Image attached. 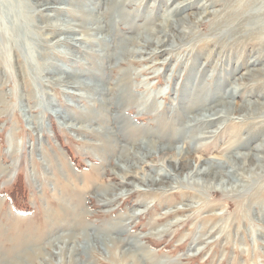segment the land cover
I'll return each mask as SVG.
<instances>
[{"label":"rangeland","instance_id":"1","mask_svg":"<svg viewBox=\"0 0 264 264\" xmlns=\"http://www.w3.org/2000/svg\"><path fill=\"white\" fill-rule=\"evenodd\" d=\"M22 1V10L29 16L41 10L37 0ZM49 1L62 13L47 11L45 19L49 20L43 15L30 20V25H25L33 31L26 40L19 36L20 30L11 29L13 23L4 12L6 3L0 4V264H11L8 261L17 258L24 249L28 253H25L27 264H70V252L77 264H135L119 257L109 259L96 248L84 252L77 247L74 254L72 245L65 247L56 240L57 236L72 233L75 245H81L87 234L120 223L125 231L121 226L122 230L117 229L119 233L111 231L110 236L136 242L151 259L146 257L145 261L139 251L136 264H264V0H243V12L257 17L240 25L241 16L231 24L229 33L219 31L223 23L214 27V21L225 14L234 0H212L214 4L203 6L204 9L200 6L205 0H130L120 8L134 10L136 24H144V12L150 15L144 24L149 28L161 26L169 31V22L181 18L182 28L170 31L172 37L166 46L169 49L164 54L134 52L126 62L103 61L105 72L99 70L102 77L99 75L101 78L96 82L85 75L89 65L83 51L67 39L82 37L84 33L56 32L52 37L51 24L58 20L74 26L82 24L68 17L63 9L71 7V1ZM189 1L191 6L185 11L173 13L175 6ZM102 9L99 6L98 10ZM101 24L104 29L108 22ZM101 24L82 25L89 29L88 37L100 39L107 32L96 31ZM121 30L120 36H130L123 27ZM58 37L68 41L56 42ZM24 41L33 53L28 54L32 58L30 65L24 61L28 53ZM101 49L100 43L91 47L98 54L104 53ZM98 54L92 57L98 58ZM79 83L99 85L108 99L120 87L127 91L132 88L135 97L147 100L148 111L138 113L135 106L127 104L120 123L130 122V126H146L157 132L161 127L158 130L156 120L169 125L174 122L172 128L178 129L192 124L189 117L202 113L198 110L204 108L197 104L191 109L196 98L206 99L208 105L228 101L236 110L211 138L207 137L216 123L181 130L176 136L172 129L165 130L167 134L159 132L163 143L172 150L155 153L153 158L123 174L113 159L102 163L94 155L91 147L99 141L89 133L69 127L84 125L79 118L82 110L83 115L90 113L87 108L94 111L90 114L97 113L99 107L101 112L107 109L111 123L110 115L122 113V110L114 112L113 105L98 106L99 100L92 107V100ZM229 89L234 90L233 97L221 99L222 93ZM175 109H179V114ZM177 119L179 123L182 120L180 124ZM109 121V128L117 130L115 142L118 139L119 144L132 150L129 143L133 133L129 129L124 131L125 124L124 129L119 122L114 125ZM93 126L88 129H100L96 124ZM192 137H197V143L200 141L194 148ZM230 142L233 144L229 145ZM168 161L176 163L177 168L180 162L187 164L177 177L179 184L174 182L176 179H166L163 181L166 186L158 187L139 182L142 176L151 174L160 180L157 171H169ZM205 162L225 166L216 168L213 177L194 176L197 170L206 169ZM119 181L130 184L123 186ZM112 186L117 199L102 205L95 193ZM63 207L73 214L65 215ZM79 221L82 228H72ZM22 241H27L28 246L17 247ZM14 249L16 253H12ZM121 250H116V256Z\"/></svg>","mask_w":264,"mask_h":264},{"label":"bare ground","instance_id":"2","mask_svg":"<svg viewBox=\"0 0 264 264\" xmlns=\"http://www.w3.org/2000/svg\"><path fill=\"white\" fill-rule=\"evenodd\" d=\"M43 1L45 3H42V0H37V4H38L39 8H41V10L38 13L31 14L30 16H29V14L25 13V11L23 12L22 8L24 7L23 6V2L24 1H22V0H0V4H5L6 3V6L4 7V9H5L4 12H5V15L8 14L10 16V19H11V21L13 23V27L11 29L14 32L17 31V30H20L21 35H19V36L21 38L25 37V40H26V39H28L31 36V33L33 31V30H31L29 28V26L25 25L26 23L28 25H30V23H31L30 20H32L35 17H38L37 15H41V16L43 15V17L45 19L47 17L45 12H47V11H52L55 14L62 13V10L61 9H57L56 7L52 6L51 2L49 0H43ZM54 1H59V0H54ZM61 1L67 2V3H68V1H71V3H72V4H70L71 7H68V8H64L63 7V9H65L67 11L66 14H67L68 17L76 18L79 21H81L82 24H90V23L91 24H96L97 23V25H98V24H101V23L106 24L108 22L107 27L105 25L104 29H103L102 24H101V26L99 25V27L96 26V28H95L96 31H103V30L107 31L106 35L102 36V38H100V39H92V38L88 37L87 34L90 31H89L88 28H86V26H83L82 24H76V26H74V24L70 25L69 23H67L66 20H58V22H55V23L51 24V28H52V30L54 32L52 34L53 38L55 37L56 32H62L63 34H69V33H77L78 31H80V32L82 31L84 33V36H82V37L81 36L80 37H73V38L70 37V38H67V39L71 40V42H69L70 44L71 43L73 45L76 44L83 51V54L87 58L88 65H89V66H87V71L85 72V75L86 74L90 75L91 78H93L92 80L95 79L94 82H96V80H98V79L100 80V78L102 77L100 75V73L98 74V72H99V70L103 69V66H102V62L103 61H109V62L112 61V63H114L113 61H115V63H117L119 61L120 62L121 61L126 62L128 58L132 57V54L134 52H138V53L144 52L145 54H151V53H159V54L163 53L164 54L166 52V50L169 49V48L167 49L166 46H167L168 41L172 37L171 36L172 33H170V31H172L173 29H177V28L179 29L180 24H182V22H184V21H182L183 20L182 18L181 19H176L175 22H173V21L169 22V24H168L169 31H166V29L164 27H161V26L160 27L157 26L158 27L157 29L156 28L155 29L154 28H149V26L147 27L144 24H147L146 22L150 19V15L149 14H144V12H143L142 13L143 16H146V20H144V22H143L144 24H141V25L136 24L134 22V20H133V16L135 15L136 12L134 10L129 11V10H125V9H123V11H124L123 12L122 9L120 8V6H122V5L124 7L125 4L130 2V0L129 1L126 0L125 2H121L120 0H61ZM243 2H244L243 0H234L233 3L228 6L226 11L224 9L225 14H223L222 16L220 15L219 18L214 21L215 22V26L214 27L217 28L223 23L224 25L219 27V29H220L219 31L228 32V30L231 28V24L236 22V21H239L240 20L239 18L241 16H242L241 17L242 19L240 21V25L243 24L244 22L249 21L250 19L253 20L252 18H256L257 15H255V14H251V13L247 14L246 12L245 13L243 12V10H244L242 8ZM192 3H194V2H192ZM212 4H214V3H212V0H205L201 4L200 8H203V6H205V5L211 6ZM243 5L245 6V3ZM99 6H102V8H103L101 11L98 10ZM190 6H191V3L189 1V2H186L184 4H180V5L175 6L173 8L174 12L173 11L172 12L174 14L178 13V12H183ZM137 10H139V9H137ZM108 11H110L109 12V16L106 17V12H108ZM50 15L51 14L48 13V16H50ZM45 20H49V19L47 18ZM47 24L48 23H46L45 26H48ZM148 24H150V22ZM253 24H256V22H253ZM120 25L123 27V29L127 30V35L130 34V36H126V34H123V36L122 35L120 36V32L122 31L121 30L122 27H120ZM140 28H142V30H143L142 32H141ZM239 30H241V29H239ZM27 31H28V34L26 33ZM122 33L123 32H121V34ZM159 33H161L162 35L161 36H157ZM91 35H89V36H91ZM61 40H62L61 37H58L55 41L56 42L60 41V43L68 41V40H65V41H61ZM81 40H83V41H81ZM95 43H100V48H102L101 50H104L103 54H98L94 50H91V47H93ZM82 44H85V45H82ZM24 46H25L26 50H28V53L25 56L26 60H24V61L28 65H30L32 63L31 62L32 58L28 54L32 53L31 47L29 46V44H27L26 41H24ZM152 48H153V50H152ZM94 53L98 54V58L92 57V54H94ZM255 60H257V59H255ZM71 65H72V63H71ZM110 65L108 64L109 67H110ZM117 65H119V64H117ZM48 66L49 65H44L43 67H46L48 69L49 68ZM31 67H33V66H31ZM108 68L106 69L107 71H108ZM110 69H111V67H110ZM82 70H84V68ZM112 70H110V71H112ZM117 70H119V69H117ZM103 71H104V69L102 70V73H103ZM49 72H51V71H49ZM78 72H80V70ZM125 72H126V70H122V73H125ZM209 76H210V74L207 76V78H209ZM219 77L220 76H218V78ZM127 81H128V79H127ZM203 82H204V80H203ZM203 82H202V84H203ZM207 82L210 83V79H207ZM202 84H201V87H202ZM79 85L82 87L83 90H85L87 92L86 97L88 99L92 100L91 101L93 103L92 107L94 106V102L96 100L97 101L99 100V104L100 105H98V106H102L103 107L105 105H108V106L110 105V107H112V105H113V107L116 108V110H114V112L117 111V110H122L121 114L117 113V114L112 115V116L110 115V117L112 119L111 121H112V123L114 125H115V122L117 123V125H119L118 122L120 123V121L122 119L124 120V116L125 115L123 113V110H124V106L127 105V104H131V105L135 106L137 108L138 113H145L146 111H148V108H147V105H146L147 100H141V99L135 97L132 94V88H130V90L127 91L126 88H125V90H121V87H120L119 90L115 91L114 93H113V91H114L113 90L112 92H110V93H113V96L109 98L110 101L108 102V100H109L108 97L105 95V93H103L101 91V89H100L101 87L99 88V85L97 86L95 83L94 84L92 83L91 85H88V84L86 85L84 83L83 84L79 83ZM134 87H137V86H134ZM79 89H80V87H79ZM219 90H220V88H219ZM219 90H218V92H220ZM107 91H109V90L107 89ZM110 93H108V94H110ZM233 93H234V90L233 89H229V91H225L224 93H222V95L220 94L221 95V99L224 100L225 98L233 97V95L235 94V93L234 94ZM96 94L99 95L98 99H96L97 97H94V96H97ZM103 96H106L107 98L103 97ZM181 96H180V98H181ZM181 99H183V98H181ZM201 99H202L203 102L200 99L198 100L196 98V100H195L196 103L193 104V105H190V106H192L191 109L192 108L194 109L195 107H197V104H200L201 106H204V108H200L201 110H198V112L202 111V113L199 112V113L195 114L196 116H193L191 118L189 117L188 121H189V123L192 122V124H190L189 126L185 125L181 129L180 128L178 129V127L172 128V127H175V125L173 124L174 123L173 121H172L173 123H171L169 125V123H165L164 124L161 121L156 120L155 122H156V125H158V130H160V127H161V130L159 132H162V131L164 132L165 130L172 129V134H175L173 136H176L178 134L179 135L181 134V130H189L191 127L198 126V125H201V124H206L207 125V124H211V123L212 124L216 123L214 131L213 132L211 131L210 136H208L207 138H211L212 136H214L216 131H218L222 127L223 123L231 117L233 111L236 110V108L233 107L234 108L233 109L232 107H230L229 103H227L228 101L227 102L222 101V102H220V104L218 103V104H215V105H208V102H206L207 101L206 99H203V98H201ZM88 105H89V102H88ZM94 108H96V107H94ZM99 108H98V110L94 109V110H97V113H95V114H93V113L90 114L91 112H94L92 109L83 108V109H86L87 112L89 111L90 113L86 112L87 114L83 115L84 112L82 110L81 111V115H80L82 117L81 118L78 117V118H79L80 122L83 123L84 125L86 124L88 127H91L94 124H96V125L100 126V129L98 128V130H95L94 128H92L90 130V129H88V127H86L84 125H80L77 122L76 123L79 125V127H78V125L76 127L73 126L74 124L70 125L69 127L73 128L75 130H78L80 132L83 131L85 133H89L97 141H99V142L95 143L91 148L95 152L94 155H96V157L102 163H104V161H107V162L110 163V160L113 159V161H114L113 163L115 164L116 168L119 169V171L121 173L127 174L126 172L130 173L133 168L135 169V168L139 167L138 165L141 164V163L143 164V162H145V160L151 159L154 156H156L155 153H158L160 155L165 150L166 151L167 150H172L170 145H168V144L165 145L163 143V139H162V137H160L161 133H159V132H157V131H155L153 129L150 130L151 128L150 129L146 128V126L145 127L143 126L144 128L141 127V126L140 127L134 126V125L130 126V125H128V124H130V122L125 120L126 122H128V124H126V123H124V124L128 128L125 126L126 130H124V131H127L129 129V131L131 133H133L132 135H130L131 137L133 136V139L130 140V143H129V146L131 144L132 150H128L127 148H125V146H123L124 144L123 145L119 144L120 140L117 139L118 143L115 142L114 135L117 132V130L113 131L111 129L112 127L109 128V124L107 123L109 121V119H107L109 117L108 116L109 114L107 113L108 110L104 108V110H106V112H101L102 108H100V109ZM175 110H176V112H178L179 109L178 110L175 109ZM110 111H111V109H110ZM110 113H112V112H110ZM178 114H179V112H178ZM77 116H79V115H77ZM73 117H75V116H73ZM181 117L184 118V115L181 116ZM63 118H64V116H63ZM126 119H128V118H126ZM179 119H177L176 122H178ZM181 121H180V123H181ZM180 123L178 122V124H180ZM123 125L121 124L122 127L121 126H119V127L125 129V127H123ZM162 129H164V130H162ZM166 134H167V132H166ZM166 134H164V135H166ZM161 136H162V134H161ZM141 137H142V139L140 140L139 138H141ZM168 138H170V137H168ZM196 138L192 137V139H191L192 144L191 143L190 144H191L192 148L197 146L196 145V143H197L196 142L197 141ZM204 138H205V136L202 139H204ZM164 142H165V140H164ZM198 143H200V141ZM231 143L232 142H230L229 145H231ZM91 144H93V143H91ZM188 149H190V147H188ZM181 153L184 155V153H186V151L184 153L183 152H181ZM223 164H219V165L215 164L214 165V164H212L210 162H205L206 169L197 170L196 172H194L193 175L194 176H201L202 178H204V177L207 178V177H210V176L213 177L216 174V172H214V170L216 168L224 167L225 164H224V166H223ZM167 165H168L167 168H169V171L168 170L167 171H165V170L163 171L162 169H160V171H162V172L157 171V175L160 177L159 178L160 180L155 179L154 177H152V174H151V176L150 175L142 176L140 178L139 182L142 183L144 186H147V187H152V186H157L158 187V186L163 185L164 183L166 184V181H167L166 179H174V180L176 179L174 182H177V177L181 173V170H184L186 168V166H187V164L180 162L179 163V168H177L176 167V163H172V161H168ZM227 167H229V166H227ZM155 170H153V171L155 172ZM76 179H79V177H75V180ZM164 180H166V181L163 182ZM84 182H83V184H84ZM87 182H89V181L87 180ZM121 183L119 181V184H121ZM129 184H130L129 182H123L121 185L129 186ZM167 184H168V182H167ZM114 191H116V189L113 186L110 187V188H107V187L101 188L100 190H98L97 193H95V196H97L100 199V201L102 202V205H108L112 201L117 199V197H118L117 193H115ZM63 210L65 212V215H66V213L68 215L73 214V213H71L72 211L69 212L70 210H67L64 207H63ZM177 211H183V209L182 210H177ZM177 211H176V213H177ZM157 219H158V216H157ZM175 222H177V221H175ZM79 224H80V221L74 223L72 225V228H75V229L76 228H80V227L82 228L81 224H80V226H79ZM121 226H123L122 223H120L118 225L115 224L112 227L110 226V228L109 227H107L106 229L102 228V229L98 230L99 232L96 231L94 233L87 234L84 242L81 245H75V243H76L75 242V238L76 237L72 233H67V234H64V235L57 236L56 240L59 239L61 245L65 246V247L68 246V245H72L73 248H74V251L77 250V247L78 248H82L84 252L86 250H89L90 248L91 249L96 248L98 250H101L102 252H105L106 257H108L109 259H112V258L113 259L114 258L117 259V257H119L122 260L125 259V261H126V259H129L128 261H131V262H133L135 264L137 263V259H139V256H140V253H141V255L144 254V257L143 256L142 257L145 258V261H146V257L149 256V255L144 250V248L143 249L141 248V245L139 246V244H137L136 242L133 243L131 241V239H130V241H131V243H130L128 241L129 239L128 240L127 239L126 240H122V239H116V238H113L112 236H110L111 235L110 234L111 231L114 232V233L118 232L117 229L120 228ZM120 230H122V228H120ZM124 231H125V227H124ZM18 240H20V239H18ZM27 241H22L19 244L17 242H15V243H17V245H16L17 247H24L25 245H27V243H26ZM16 246L14 248H16ZM74 246H76V247H74ZM125 247H126V249H127V247H129L128 250H125L124 249ZM130 247L133 250H130ZM119 249H122V250L120 252H118L119 256L118 255L116 256V250H119ZM24 250L25 251L22 252L23 254L21 253L20 255H17L18 256L17 258H15L14 260L8 261V262L11 263V264H27L28 260L25 259L26 258L25 255H27L28 253H27L26 249H24ZM139 251H140V253H139ZM12 253H16V250L13 251ZM25 253H27V254H25ZM72 253L70 252V255H69L70 260H72V262L70 264H72V263L73 264H77L78 261L75 262L76 260L74 259ZM74 254H76V251H75ZM4 256H7V255H4ZM148 259L151 260L150 257Z\"/></svg>","mask_w":264,"mask_h":264}]
</instances>
